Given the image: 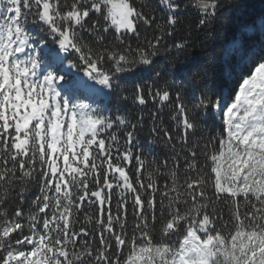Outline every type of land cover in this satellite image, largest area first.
Here are the masks:
<instances>
[{"label":"snow or ice","instance_id":"snow-or-ice-1","mask_svg":"<svg viewBox=\"0 0 264 264\" xmlns=\"http://www.w3.org/2000/svg\"><path fill=\"white\" fill-rule=\"evenodd\" d=\"M237 7L0 0V264H264V13ZM96 85L152 105L162 160L129 147L143 115L73 99Z\"/></svg>","mask_w":264,"mask_h":264},{"label":"trees","instance_id":"trees-1","mask_svg":"<svg viewBox=\"0 0 264 264\" xmlns=\"http://www.w3.org/2000/svg\"><path fill=\"white\" fill-rule=\"evenodd\" d=\"M234 3L238 6L235 9V15L237 17L238 22L244 23L248 22L262 13H264V0H234ZM193 18L194 19V13L190 14V16H186V19ZM35 31V29H34ZM47 48L46 50L55 51L57 46L49 39L47 42ZM189 57L192 59H199L201 57L200 50L193 49L190 50L188 53ZM220 71H223L222 66L220 67ZM82 74V73H80ZM72 76H79L77 74H72ZM80 77V76H79ZM81 78V77H80ZM105 90V95L102 97L100 94L94 92L93 98H96L98 100L97 107L102 110L103 114L115 117L116 115H122L126 116L129 119H132L135 121L138 119L141 115L144 117V123L142 127H138L135 134V140L133 141V144L130 145L131 151L133 153V156L141 155L145 158H147L149 161L155 159L157 161H160L164 158L166 150L164 149L163 145L160 143H150L149 141L152 139V134L150 132V128L152 127V120H151V107L152 105L149 104L147 108L143 111V113H140L137 108L130 102H122L118 100L114 95H107ZM169 109H165L162 113V119L164 124L171 127V122L169 121ZM219 127V120H216L214 123L212 121H209L207 125L208 133L214 134ZM121 145H123V139H121ZM128 171L130 176L136 175V161L133 160L132 164L128 166ZM160 181V184L162 186L163 184V178H158ZM116 189H113L114 195H113V212L115 213L116 205L115 201L117 199ZM39 194V187L34 186L31 190V192L28 194L29 199H31L34 195ZM94 199V198H93ZM129 207H128V219L129 224H131L132 221V202L131 200L128 201ZM15 207V205L13 206ZM26 208L27 205H24ZM84 211L80 213V220L81 223L84 221V215L85 212H89V214L92 213V210L95 209V205H89L88 202H85L84 204ZM86 227H91L90 225H85ZM79 227V226H78Z\"/></svg>","mask_w":264,"mask_h":264},{"label":"rangeland","instance_id":"rangeland-1","mask_svg":"<svg viewBox=\"0 0 264 264\" xmlns=\"http://www.w3.org/2000/svg\"><path fill=\"white\" fill-rule=\"evenodd\" d=\"M47 48V46H46ZM75 73V72H73ZM79 77V76H77ZM71 79V76L69 77ZM86 79V78H83ZM90 83V82H89ZM96 89H99L100 87L98 85L94 86ZM95 92L104 95V90H96ZM94 92H89L86 90L81 89L79 92L76 93V95L73 97V99H81V98H86V102L91 103L94 107H97L98 105V100L96 98H93Z\"/></svg>","mask_w":264,"mask_h":264},{"label":"bare ground","instance_id":"bare-ground-1","mask_svg":"<svg viewBox=\"0 0 264 264\" xmlns=\"http://www.w3.org/2000/svg\"><path fill=\"white\" fill-rule=\"evenodd\" d=\"M100 89V88H99ZM99 89H96V90H99ZM101 90V89H100Z\"/></svg>","mask_w":264,"mask_h":264}]
</instances>
